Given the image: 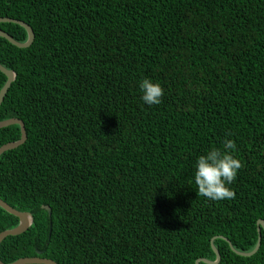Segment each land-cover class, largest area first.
I'll use <instances>...</instances> for the list:
<instances>
[{"label": "trees", "instance_id": "trees-1", "mask_svg": "<svg viewBox=\"0 0 264 264\" xmlns=\"http://www.w3.org/2000/svg\"><path fill=\"white\" fill-rule=\"evenodd\" d=\"M0 17L34 33L28 47L0 36L15 73L0 121L26 131L0 154V198L33 216L0 242L3 263L196 264L215 260V237L216 264H264L263 229L250 256L218 237L251 251L264 221V0H0ZM144 77L160 104L140 99ZM226 136L243 167L235 198L212 201L193 165ZM19 137L0 128V146ZM18 222L0 207V232Z\"/></svg>", "mask_w": 264, "mask_h": 264}, {"label": "clouds", "instance_id": "clouds-1", "mask_svg": "<svg viewBox=\"0 0 264 264\" xmlns=\"http://www.w3.org/2000/svg\"><path fill=\"white\" fill-rule=\"evenodd\" d=\"M139 90L140 99L145 105H158L162 102L164 89L159 82L144 77L139 81ZM236 148L235 141L226 136L221 147H213L196 157L192 179L199 196L212 201L235 198V190L231 185L243 167L235 155Z\"/></svg>", "mask_w": 264, "mask_h": 264}, {"label": "water", "instance_id": "water-1", "mask_svg": "<svg viewBox=\"0 0 264 264\" xmlns=\"http://www.w3.org/2000/svg\"><path fill=\"white\" fill-rule=\"evenodd\" d=\"M0 22H14V23L21 25L26 30L27 39L24 42H19V41H16L15 39H13L8 33L4 32L3 30L0 29V36L6 38L9 42L14 44L15 46L28 47L31 44V42L33 41V38H34L33 30L29 26V24H27L26 22L18 20V19L10 18V17H0ZM0 71L6 75V81L4 82L3 86L0 88V104H1L8 88L10 87L12 81L15 78V73L13 70L5 68L1 64H0ZM11 124H19V126H20V137L18 140L10 141V142L2 144L0 146V154H2L6 150L16 148L17 146L24 143V141L26 140V131H25L24 123L22 120H20L18 118H9V119L1 120L0 121V128L5 127V126H9ZM0 207H2L7 212L17 216L19 219V222L15 227L10 228V229H6V230H3L0 232V242L7 236H13V235H18V234L23 233L24 231H26L28 229V227L33 222V216L30 212L18 211L15 208H13L12 206H10L7 202L2 200L1 198H0ZM42 207H43V209L48 211V214L50 216V207L48 205H43ZM50 228H51V223H50ZM261 229L264 230V221L262 219H258L257 220V232H258L257 242L255 244V247L251 251H247V252L236 250L231 245V243L229 242V240L226 237H223V236H218V237H221V238L225 239L226 241H228L230 248L236 254L242 255V256H250V255L254 254L260 246V242H261V232L260 231H261ZM214 238H212V240ZM212 240H211V247L215 253V260L211 261L208 259H197L196 264H198L200 260H202L208 264H216L220 260L219 252H218L217 248L214 246ZM37 253L40 254L41 251L38 250ZM39 263L56 264V262H54L51 259L43 258V257H39V256L22 257V258H19L15 261L11 262V263H3L0 260V264H39Z\"/></svg>", "mask_w": 264, "mask_h": 264}]
</instances>
